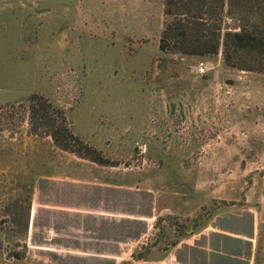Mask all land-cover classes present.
<instances>
[{
    "label": "rangeland",
    "instance_id": "1",
    "mask_svg": "<svg viewBox=\"0 0 264 264\" xmlns=\"http://www.w3.org/2000/svg\"><path fill=\"white\" fill-rule=\"evenodd\" d=\"M164 2L0 0V209L33 190L14 264H264V73L161 51ZM34 93L115 165L32 133Z\"/></svg>",
    "mask_w": 264,
    "mask_h": 264
},
{
    "label": "trees",
    "instance_id": "2",
    "mask_svg": "<svg viewBox=\"0 0 264 264\" xmlns=\"http://www.w3.org/2000/svg\"><path fill=\"white\" fill-rule=\"evenodd\" d=\"M164 18L159 39L161 51L196 57L222 52L228 67L264 73V0H165ZM28 102L32 133L43 129L62 150L100 165H115L95 146L74 134L62 110L50 111L44 98L35 93ZM32 191L25 201H18L16 210L0 209V232L5 234L0 236V264H14L26 258L27 236L14 234L18 227L25 235L28 233ZM2 215L10 216V220L1 219ZM229 260L242 263L241 259ZM255 264H261L259 256Z\"/></svg>",
    "mask_w": 264,
    "mask_h": 264
},
{
    "label": "crops",
    "instance_id": "3",
    "mask_svg": "<svg viewBox=\"0 0 264 264\" xmlns=\"http://www.w3.org/2000/svg\"><path fill=\"white\" fill-rule=\"evenodd\" d=\"M61 208V207H60ZM62 209L68 211L69 213H72V214H84V215H87V214H92L94 215V218H96L97 216H106L105 214H102L101 212H99L98 210L96 209H91L90 207H82L80 205H68V206H65V207H62ZM106 217H110L109 218V221H116V218H113V217H117V216H106ZM78 233H81L82 235L84 236H94L93 234L90 233V229L86 230L85 228H82V229H77L76 230ZM116 253H108L106 252V254H103L104 256L106 257H116L117 255H114Z\"/></svg>",
    "mask_w": 264,
    "mask_h": 264
},
{
    "label": "built area",
    "instance_id": "4",
    "mask_svg": "<svg viewBox=\"0 0 264 264\" xmlns=\"http://www.w3.org/2000/svg\"><path fill=\"white\" fill-rule=\"evenodd\" d=\"M198 70L202 73H204L206 71V64L204 62H200L199 63V67Z\"/></svg>",
    "mask_w": 264,
    "mask_h": 264
}]
</instances>
